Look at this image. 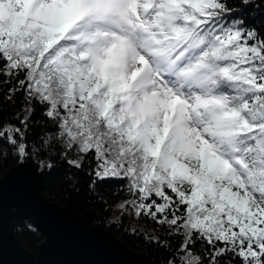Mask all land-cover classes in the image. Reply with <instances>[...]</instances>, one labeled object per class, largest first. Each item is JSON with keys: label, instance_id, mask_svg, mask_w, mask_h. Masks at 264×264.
<instances>
[{"label": "snow or ice", "instance_id": "obj_1", "mask_svg": "<svg viewBox=\"0 0 264 264\" xmlns=\"http://www.w3.org/2000/svg\"><path fill=\"white\" fill-rule=\"evenodd\" d=\"M8 160L14 198L63 168L159 264H264V0H0Z\"/></svg>", "mask_w": 264, "mask_h": 264}, {"label": "water", "instance_id": "obj_2", "mask_svg": "<svg viewBox=\"0 0 264 264\" xmlns=\"http://www.w3.org/2000/svg\"><path fill=\"white\" fill-rule=\"evenodd\" d=\"M14 165L0 176L4 197L0 215V264H151L146 256L129 248L104 227L91 225L83 214L47 198L40 190L43 176L33 178L37 185L34 200L14 198L13 184L18 179V174L12 171ZM14 216L31 217L43 231V240L37 242V253L23 246L11 229L10 220Z\"/></svg>", "mask_w": 264, "mask_h": 264}, {"label": "trees", "instance_id": "obj_3", "mask_svg": "<svg viewBox=\"0 0 264 264\" xmlns=\"http://www.w3.org/2000/svg\"><path fill=\"white\" fill-rule=\"evenodd\" d=\"M5 115L8 114L7 106ZM15 164V161L8 160L3 166V171H0V176L11 166ZM64 169L58 168L52 171L50 174L43 175L44 183L40 189L42 193L50 200L56 201L63 205H66L70 209L83 214L88 218L91 225L102 226L107 229L114 236L122 240L129 248L138 252L139 254L146 256L151 264H159L160 254L154 249L147 248L143 244L142 240H138L136 237L125 234L124 229L116 231L114 227H110L105 223L104 217L106 213L102 211V206L97 203H88L87 198L82 192L79 196L71 194L70 196L66 193L67 185L63 179ZM113 186H104V190L107 193L112 189ZM123 198V193L120 197H109L110 202L115 199ZM111 215L115 216L116 213ZM140 224H144L145 221H140ZM27 224H31L36 229L35 232L29 231L26 227ZM129 220H125V227H129ZM10 227L14 231L17 238L20 240L23 246L37 253L38 244L37 242L43 240V231L32 221L31 217L20 218L14 216L10 220Z\"/></svg>", "mask_w": 264, "mask_h": 264}]
</instances>
